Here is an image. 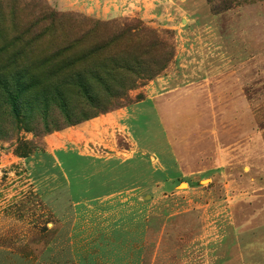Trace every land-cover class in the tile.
I'll return each instance as SVG.
<instances>
[{
	"label": "rangeland",
	"instance_id": "rangeland-1",
	"mask_svg": "<svg viewBox=\"0 0 264 264\" xmlns=\"http://www.w3.org/2000/svg\"><path fill=\"white\" fill-rule=\"evenodd\" d=\"M124 2L0 0V41L30 23L113 39L133 71L96 106L22 95L0 264H264V0Z\"/></svg>",
	"mask_w": 264,
	"mask_h": 264
},
{
	"label": "trees",
	"instance_id": "trees-1",
	"mask_svg": "<svg viewBox=\"0 0 264 264\" xmlns=\"http://www.w3.org/2000/svg\"><path fill=\"white\" fill-rule=\"evenodd\" d=\"M53 15L49 11L47 18L52 21ZM20 29L14 30L17 35L0 41V130L5 121L14 120L19 124L28 117L20 116V98L24 93L41 92L43 99L47 95L53 99L54 94L61 100L64 91L80 96V103L85 101L96 106L102 100V92L117 96L119 92L114 87H124L125 73L133 72L124 59L106 54L113 39L85 45L83 35L60 41L48 28L37 23ZM32 100L37 102V96ZM80 115L75 123L86 117L85 113Z\"/></svg>",
	"mask_w": 264,
	"mask_h": 264
},
{
	"label": "crops",
	"instance_id": "crops-1",
	"mask_svg": "<svg viewBox=\"0 0 264 264\" xmlns=\"http://www.w3.org/2000/svg\"><path fill=\"white\" fill-rule=\"evenodd\" d=\"M124 1H125L124 2L125 7L123 8L124 10H130L129 6H132L133 8L138 6L137 0H124ZM162 1H165V0H162Z\"/></svg>",
	"mask_w": 264,
	"mask_h": 264
}]
</instances>
